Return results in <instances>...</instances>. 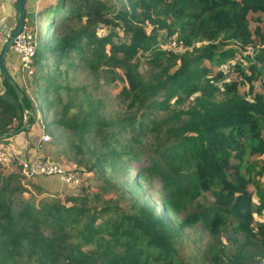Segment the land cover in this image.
<instances>
[{"label":"trees","instance_id":"16d2710c","mask_svg":"<svg viewBox=\"0 0 264 264\" xmlns=\"http://www.w3.org/2000/svg\"><path fill=\"white\" fill-rule=\"evenodd\" d=\"M40 26L51 36L35 40V95L17 81L30 114L22 135L40 123L36 97L44 94L53 131L66 134L74 172L123 164L135 170V186L149 190L153 179L162 185L160 207L131 197L137 214L129 232L81 193L49 195L0 166V264H189L181 247L194 227L212 237L215 264L238 262L239 255L227 262L226 242L263 255L264 220L255 226L254 214H264V0H55L37 14L26 7L25 31L39 33ZM172 40L186 48L182 55L168 49ZM72 55L98 78L123 72L129 115L105 120L82 105L75 113L63 105L61 67L73 64ZM138 58L152 67L149 75ZM2 86L0 135L24 120L14 89L3 78ZM205 88L222 100L199 97V109L186 117L159 115Z\"/></svg>","mask_w":264,"mask_h":264},{"label":"rangeland","instance_id":"374dc122","mask_svg":"<svg viewBox=\"0 0 264 264\" xmlns=\"http://www.w3.org/2000/svg\"><path fill=\"white\" fill-rule=\"evenodd\" d=\"M103 2L116 5L117 0H100ZM55 0H28L26 7L30 12L41 11L44 7H50L54 5ZM44 21L43 18L39 20V25ZM45 26H40L38 31H34L32 27H29L26 31V48L29 50L34 49L36 37L40 39H48L51 35V29L47 30ZM80 27V26H79ZM154 29L152 26L147 27V31L151 32ZM30 35V40L28 36ZM164 35V31L158 32V37L160 38ZM171 42H175L172 40ZM206 43H202L203 45ZM178 47L169 46V50L173 52L174 55H182L186 48L177 44ZM199 45V46H200ZM25 58L24 53L12 49L9 52L8 59L10 63L8 68L16 76L20 73V69H23V59ZM72 65H65L61 67V77L60 83L64 85V89H61V98L64 106H71V113L79 111L80 105L86 111H95L98 118L110 120L123 118L129 115L130 109L128 105V100L122 96L123 90L126 88L127 83L123 80V72L121 70L117 71V77H112L110 75L105 76V73H100V77H96L90 74L83 65L79 62V59L72 55L70 58ZM140 64V71L144 75H149L152 71V67L146 62L144 58H138ZM167 66V62L162 64L164 68ZM176 69V68H175ZM175 70H172L174 72ZM32 74L33 70L26 68L22 70L21 76H17V80L20 85L27 87V91L31 96L35 95V90H32ZM3 90L2 80H0V91ZM199 97H207L214 99L215 101L222 100L223 96L218 91H213L205 88L201 93L192 96L186 101L185 105H175L172 104L168 108L163 109L159 112L161 116H173L178 113L182 117H186L193 113L195 110L199 109L200 105L198 102ZM38 105V115L39 122L46 127L49 131L47 133L51 137V142L46 145L44 152H42L44 157L48 159H53L64 166L72 169V164L69 161L68 156H66L65 151L67 149V139L66 134L59 130L55 133L53 131L51 121L52 114L48 112V103L45 95L38 94L36 97ZM172 125H177V122L173 120ZM171 128V127H170ZM169 128V129H170ZM169 129L165 132L168 134ZM22 135V134H20ZM19 135V136H20ZM25 137L27 139L28 135H22L17 139ZM15 138V137H14ZM14 138L5 140L7 142L12 141L13 144H19ZM157 136H152L149 141H157ZM25 141V140H24ZM125 141V140H122ZM3 142V141H2ZM101 170H94L92 173L88 174V181L86 189H82L81 194L87 199L88 204L94 210L104 213L106 217L112 216L117 221H122L125 223L127 230L129 232H135L134 219L136 214L132 209L131 197L137 200L146 199L147 201L157 204L160 207V203L157 201L158 196L162 191V185L155 179L151 181L149 190L144 185L135 186V170L123 164L115 163H102ZM4 175L19 174V169L15 166H5L1 167ZM35 185L37 182L32 181ZM109 183V184H108ZM259 187L264 190V178H262ZM120 189H123L127 195L121 193ZM251 191L255 194V188L251 187ZM136 191V192H135ZM153 193L155 196L152 198L148 196V192ZM19 199H29L28 195L23 193H16ZM254 201L258 202L256 194L254 195ZM264 220V214L255 213L254 214V225L261 223ZM184 243L181 247V255L189 264H215L211 261L210 251L212 248V237L204 231L201 227H194L184 232ZM226 242V241H225ZM227 248L229 249L230 260H235L238 256V262L228 264H264V254L244 249L240 253V244L227 243ZM238 253V254H236Z\"/></svg>","mask_w":264,"mask_h":264},{"label":"built area","instance_id":"2783aa9c","mask_svg":"<svg viewBox=\"0 0 264 264\" xmlns=\"http://www.w3.org/2000/svg\"><path fill=\"white\" fill-rule=\"evenodd\" d=\"M26 31L18 36L14 44L16 51L24 53L23 70L29 68L33 49L26 48ZM30 40V35L28 36ZM171 46L178 47L176 42H172ZM41 125V135L37 142L34 143V148L28 147V144H13L12 141H3L0 143V166H15L19 169L20 174L27 181H36L39 177H54L70 187L74 193H81L83 187L87 184L88 174L81 171L74 172L67 166L44 157L42 149L45 145L51 142V137L46 129Z\"/></svg>","mask_w":264,"mask_h":264},{"label":"crops","instance_id":"0c3cea01","mask_svg":"<svg viewBox=\"0 0 264 264\" xmlns=\"http://www.w3.org/2000/svg\"><path fill=\"white\" fill-rule=\"evenodd\" d=\"M16 2L17 0H0V51L2 49V46L11 33V31L14 29L17 20H16ZM8 59V57H7ZM9 64V63H8ZM7 64V67H8ZM9 72L10 69L8 68ZM17 76H20L17 74ZM17 76H14V79L17 80ZM2 75L0 73V80H2ZM41 125L40 123L36 124L30 134L28 135L27 139L25 137H22L21 139L16 140L21 144H31L32 148H34V143L37 142L41 135ZM46 129V128H45ZM20 137V136H19ZM25 140V141H24ZM46 145L43 147L42 152H44ZM75 165L72 164V169H74ZM37 182V185L41 187V189L46 192L49 195H71L74 194V191L68 187L65 183L58 180L54 177H39L35 183Z\"/></svg>","mask_w":264,"mask_h":264},{"label":"water","instance_id":"95a60500","mask_svg":"<svg viewBox=\"0 0 264 264\" xmlns=\"http://www.w3.org/2000/svg\"><path fill=\"white\" fill-rule=\"evenodd\" d=\"M26 2L27 0H17L16 2L17 23L14 29L9 34V36L7 37V39L5 40L2 46V49L0 51V73L3 79H5L14 89L18 97V101L22 107L24 120H23L22 126L18 130L13 131L9 134L0 135V141H5V140L19 136L20 134L25 133L29 129V126H30V114L24 102V95L21 89L19 88L17 81L11 76L9 70L7 69V57L9 55V52L14 48L16 39L25 29Z\"/></svg>","mask_w":264,"mask_h":264}]
</instances>
